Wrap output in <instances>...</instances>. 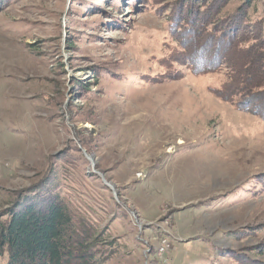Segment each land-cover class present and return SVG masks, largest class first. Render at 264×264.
<instances>
[{
    "label": "rangeland",
    "instance_id": "obj_1",
    "mask_svg": "<svg viewBox=\"0 0 264 264\" xmlns=\"http://www.w3.org/2000/svg\"><path fill=\"white\" fill-rule=\"evenodd\" d=\"M174 5L0 0V218L56 195L96 264L264 263V121L184 62Z\"/></svg>",
    "mask_w": 264,
    "mask_h": 264
},
{
    "label": "trees",
    "instance_id": "obj_2",
    "mask_svg": "<svg viewBox=\"0 0 264 264\" xmlns=\"http://www.w3.org/2000/svg\"><path fill=\"white\" fill-rule=\"evenodd\" d=\"M253 2L242 0L223 16L230 0H175L169 21L195 74L228 69L215 96L231 104L238 98L233 103L238 111L264 121V20L250 18ZM18 198L0 218V264H96L65 235V208L56 195L39 202Z\"/></svg>",
    "mask_w": 264,
    "mask_h": 264
},
{
    "label": "built area",
    "instance_id": "obj_3",
    "mask_svg": "<svg viewBox=\"0 0 264 264\" xmlns=\"http://www.w3.org/2000/svg\"><path fill=\"white\" fill-rule=\"evenodd\" d=\"M168 245L165 242H162V249H161V253H164L166 249H168Z\"/></svg>",
    "mask_w": 264,
    "mask_h": 264
},
{
    "label": "water",
    "instance_id": "obj_4",
    "mask_svg": "<svg viewBox=\"0 0 264 264\" xmlns=\"http://www.w3.org/2000/svg\"><path fill=\"white\" fill-rule=\"evenodd\" d=\"M108 186V185H107ZM109 187V186H108Z\"/></svg>",
    "mask_w": 264,
    "mask_h": 264
}]
</instances>
